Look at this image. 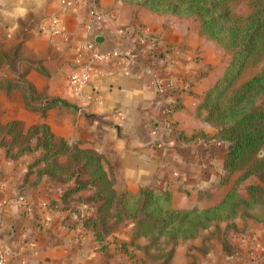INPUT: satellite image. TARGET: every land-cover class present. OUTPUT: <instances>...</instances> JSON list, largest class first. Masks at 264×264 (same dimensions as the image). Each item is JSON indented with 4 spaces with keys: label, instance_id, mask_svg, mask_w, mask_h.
Listing matches in <instances>:
<instances>
[{
    "label": "crops",
    "instance_id": "1",
    "mask_svg": "<svg viewBox=\"0 0 264 264\" xmlns=\"http://www.w3.org/2000/svg\"><path fill=\"white\" fill-rule=\"evenodd\" d=\"M95 6L99 15L91 19L87 4L78 0L67 5L60 0H0V38L17 45L19 56L11 70L24 72L23 83L39 95L32 102L58 97L74 105L31 109L20 90L13 88L9 94L0 90L7 121H21L25 130L44 123L56 137L99 153L117 195L168 188L171 204L177 196L186 200L198 189L211 188L210 178L223 170L225 145L210 138L215 130L200 104L221 73L208 70V61L219 56V48L187 17L123 0H96ZM54 14L62 16L67 41L47 30ZM137 28L140 31L134 32ZM91 39L103 49L131 51L132 57L123 62L125 58L115 56L93 65L88 82L77 93L68 75L75 69L79 46ZM168 47L174 56L171 62L160 58L159 52ZM168 103L176 127L172 133L163 126ZM35 154L26 151L9 158L0 153V238L30 264H138L116 247L123 239L118 236L133 234L134 219L115 227V242L98 249V241L81 223L83 216H97L99 202L82 198L92 186L67 193L75 176H38L29 169ZM196 200L205 201L200 207L215 204L206 197ZM239 216L217 219L195 237L180 240L169 264H264L260 260L264 231H255L249 217L240 229ZM227 222L232 226L226 228ZM218 232L231 237L236 245L229 249L235 247V253L209 238ZM146 241L144 236L137 239L141 244ZM259 246L263 253L258 258ZM135 248L143 255L137 243Z\"/></svg>",
    "mask_w": 264,
    "mask_h": 264
},
{
    "label": "trees",
    "instance_id": "2",
    "mask_svg": "<svg viewBox=\"0 0 264 264\" xmlns=\"http://www.w3.org/2000/svg\"><path fill=\"white\" fill-rule=\"evenodd\" d=\"M133 1L140 2L158 13L195 14L201 21L203 33L209 34L222 44L236 47L224 74L206 92L202 105L208 109L207 117L220 125L222 139L227 142L222 156L223 168L229 172L245 169L244 176L257 173L261 183L248 186V197L232 199L234 192L231 191L217 204L207 207L193 206L187 209L171 206V193L168 188L142 189L131 202L135 207L130 209L129 206L125 207L129 203L125 195L123 193L117 195L113 187L114 179L105 169L103 157L91 149L81 148L77 144L56 137L44 123L33 127L40 130V139L35 146L41 148V153L29 164V169L34 168L38 176L43 174L55 176L77 162L87 172L90 184L95 187L93 198L99 202L97 213L100 220L104 221L110 207L118 203L123 211L116 212L115 221H120L124 213L134 219L133 238L141 236L155 238L164 234L176 241L178 238L197 235L201 228L210 225L215 219L239 215L238 207L241 204L247 208L255 207L264 197V153L261 156L257 155V151L264 143V106L253 105L256 96L264 91V67L243 81L238 88L233 89L231 94H226L244 69L249 57L264 46V0H252L253 11L247 15L233 12L228 0ZM1 84L7 89L18 88L23 91L25 102L31 109L57 104L74 107L58 97L46 99L38 104L33 103L30 99H35L36 91L31 85L12 80ZM27 149L31 147L18 150L16 154ZM58 154L67 155V167L52 160V157ZM86 184L77 181L67 193L78 190ZM260 205L263 206L264 211V204ZM92 228L96 233V228ZM97 239L101 241L98 236Z\"/></svg>",
    "mask_w": 264,
    "mask_h": 264
},
{
    "label": "rangeland",
    "instance_id": "3",
    "mask_svg": "<svg viewBox=\"0 0 264 264\" xmlns=\"http://www.w3.org/2000/svg\"><path fill=\"white\" fill-rule=\"evenodd\" d=\"M126 2H133L136 4H141L140 2H136L133 0H123ZM228 4L230 9L235 12L236 14H242V15H247L253 11V1L252 0H228ZM145 6V5H143ZM148 8V7H147ZM150 9V8H149ZM175 15L181 16V17H187L188 20H190V23L195 24L199 26L200 30L202 27L201 21L199 17L195 14L187 15V14H177L174 13ZM205 34V33H204ZM207 37L213 41L218 48H219V56L216 58L214 57L210 61H208V70L210 69H217L218 71H221V73L217 76L215 82L205 91L204 97L206 92L214 86L217 81L221 78V76L224 74L228 64L230 63V60L232 58L233 52L235 50V46H228L225 44L220 43L218 40L215 38L211 37L209 34ZM169 48V47H168ZM166 49V48H165ZM19 53H18V47L17 45L14 44H9L7 40H3L0 38V90L5 91L7 94H9V91L12 90L13 88L7 89L5 88L1 82L4 81H17L20 83H23V71H12L11 69H14L15 66L13 65L14 61L18 58ZM198 58V57H197ZM197 60V59H196ZM264 67V46L261 47L260 50H257L255 54H252L249 59L246 62V65L242 72L239 74V76L236 78L235 82L233 83L232 88L227 90L226 94H231L233 89L238 88L243 81L246 79L252 77L256 73H258L262 68ZM24 84V83H23ZM15 89V88H14ZM18 89V88H16ZM20 90V89H18ZM21 91V90H20ZM23 94V98L25 101V96L23 91H21ZM9 96V95H8ZM203 97V99H204ZM6 98V97H5ZM39 98V95L36 93L35 99H30L31 101H35ZM203 102V100H202ZM202 102L200 104V107L205 110L206 112V119L207 121L213 125L214 132L212 133V137L210 138H215V142H222L225 145V149L227 146V142L222 139L221 132H220V125L216 124L214 121L209 119L207 117L208 115V109L202 105ZM27 105V104H26ZM253 105L256 106H264V91L261 92L259 95L256 96ZM28 106V105H27ZM7 109L4 108L2 110V107H0V153L5 155L9 158H16L18 155L16 152L18 150L24 149L31 147V149H27L26 151L28 152H37L35 154V158L38 157L41 153V148L36 147L35 144L39 141L40 139V130H36L33 128L35 125H31L25 130V127L21 121L18 120H8L7 121ZM11 122H13L11 124ZM15 122V123H14ZM221 145V144H220ZM23 151V152H26ZM21 152V153H23ZM264 153V143L261 145L259 150L257 151V155L261 156ZM33 159V161L35 160ZM52 160L62 166H68V159L66 154H61L59 156L55 155L52 157ZM32 161V162H33ZM42 164V162L40 163ZM79 165V166H78ZM244 171L245 169H237L234 171L229 172L228 170L224 169L222 171H217L210 179H213V185L211 188H203V189H198L196 190L197 195H193L190 197H187L186 200H183L179 198L178 196L174 198V202H171V206L175 208H191L193 206H198L200 207V204H205V201L201 200H196V198L200 199L201 197L208 198V203L215 202V204L219 203L227 193L229 192H234V195L232 196V199H236L237 197H248L249 192H248V186L251 184H260L261 179L259 177V174L253 173L244 176ZM69 175V176H68ZM74 175L75 176V185L77 181L87 183L86 185L90 184V179L87 174L81 167L80 164L77 162H74V164L69 166V169L66 171L58 172L54 178H67ZM74 185V186H75ZM85 185V186H86ZM92 187V191L88 195H82V198H87L88 201L91 202H96L97 200L93 198L94 196V191L95 187L90 184ZM202 191V192H201ZM201 192V193H200ZM81 195V194H79ZM78 195V196H79ZM136 195H131V196H126L125 199L129 201L128 204H126L125 207L129 206L130 209L134 208L135 205H132L131 202L134 201V197ZM259 196H263L259 194ZM81 197V196H79ZM207 202V201H206ZM193 203H198L193 206H191ZM264 204V197L258 202ZM256 205L255 207L247 208L244 205H240L238 207V214L239 216V224H240V229H242L243 221L247 223V217L251 219L253 222L255 231H260L261 233L264 231V211H263V206L262 205ZM214 205V204H212ZM121 205L118 203H114L109 211L105 215V220H100V216H97L93 218L92 216L85 217L83 216L81 219V223L83 226L87 229L90 230V232L93 234V238L96 239L99 243L98 249H105L104 247L108 245V243H111L117 238V234H112L114 230H117L118 228L115 229V227L120 226V224L123 222V226H126L128 222H131V217L127 215V213H124L123 218L120 221H115L116 217V212L122 210L120 208ZM232 218V217H231ZM219 219H225V218H219ZM98 220V221H97ZM217 220V219H215ZM215 220H213L215 222ZM95 221L97 223H95ZM212 221V222H213ZM211 222V223H212ZM221 222V221H220ZM216 222V223H220ZM95 223V224H94ZM93 224L95 226H93ZM224 225V224H223ZM221 225V226H223ZM209 226V225H208ZM206 226V227H208ZM232 226V223L227 222L226 228ZM237 228L239 227L236 225ZM92 227H95L96 233ZM203 227V228H206ZM246 227V225H245ZM135 228V227H134ZM201 228L200 230H202ZM219 228V227H216ZM244 229V228H243ZM199 230V231H200ZM125 232V231H124ZM135 230H133V234L129 238H125L124 236H118L120 238H123L121 240L116 241V247L125 251L126 254V259L130 262H136L138 264H169L171 256L174 251V246L180 241H184L186 239H190L193 237H187V238H178L176 241L173 239H169L167 235H159L158 237H145V240H147L145 243L141 244L137 242V239L139 238H133ZM215 230H213L212 233H214ZM199 233V232H198ZM242 234V233H239ZM97 236L101 238V241L97 239ZM205 236L209 237L208 234H205ZM209 238H213V243L215 245H218L220 242L223 243V245L227 246V250L230 248L231 245H236L235 243H232L231 237L223 236L221 233H217L215 236H211ZM223 238V239H222ZM127 239V240H126ZM107 240V244L105 241ZM115 242V241H114ZM264 242V240L262 241ZM137 243L138 248H142L144 250L143 255H141V251H138L137 248H135V244ZM204 243V242H203ZM255 241L251 244L254 245ZM225 246V247H226ZM264 248V247H263ZM263 248L257 247V256L259 258V255L263 253ZM236 248H232L231 250L229 249L228 252L235 253ZM138 260H141L138 262ZM261 261H264V256L260 259Z\"/></svg>",
    "mask_w": 264,
    "mask_h": 264
},
{
    "label": "built area",
    "instance_id": "4",
    "mask_svg": "<svg viewBox=\"0 0 264 264\" xmlns=\"http://www.w3.org/2000/svg\"><path fill=\"white\" fill-rule=\"evenodd\" d=\"M63 5H67L69 3H72L75 0H60ZM82 3L87 4L88 6V13L89 17L94 18L95 16L99 15L98 10L96 9L95 2L96 0H78ZM90 22V21H89ZM90 27V23H86V28ZM48 32L51 36H59L64 41H67L69 39L68 31L64 25L62 16L59 14H54L50 17V25L48 27ZM140 29L137 28L134 30V32H139ZM152 39V47L154 43V38L149 37ZM155 48V47H153ZM172 50L169 48H166L164 50H161L160 58L164 60L165 62H171L174 58L171 53ZM78 58L76 66L74 67L69 75H68V83L71 87V89L77 93L80 92L82 86L88 82L90 78V68L93 65L102 64L104 62H107L109 60H112L113 57L121 56L122 58H125L123 62H129L130 57H132L131 51L124 53L115 52L113 50L109 49H103L99 46L98 42L91 40H85L78 48ZM172 106L171 103H168L167 106L164 109V119H163V126L165 127L166 131L168 133H172L176 131V127L173 123V121L170 119V112H171ZM22 201L25 200L24 196L19 197ZM18 252H14V250L4 242L2 238H0V264H9L11 262L12 264H30L21 254Z\"/></svg>",
    "mask_w": 264,
    "mask_h": 264
},
{
    "label": "water",
    "instance_id": "5",
    "mask_svg": "<svg viewBox=\"0 0 264 264\" xmlns=\"http://www.w3.org/2000/svg\"><path fill=\"white\" fill-rule=\"evenodd\" d=\"M95 39H96V41H100L101 40V38H99V37H96Z\"/></svg>",
    "mask_w": 264,
    "mask_h": 264
}]
</instances>
